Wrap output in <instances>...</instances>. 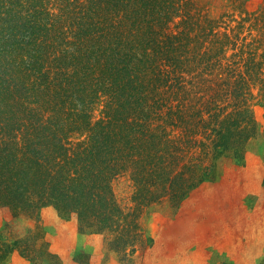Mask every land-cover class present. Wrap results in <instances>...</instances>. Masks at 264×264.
<instances>
[{"label": "trees", "instance_id": "obj_1", "mask_svg": "<svg viewBox=\"0 0 264 264\" xmlns=\"http://www.w3.org/2000/svg\"><path fill=\"white\" fill-rule=\"evenodd\" d=\"M257 104L264 0L241 20L198 0H0V209L51 207L133 256L146 206L244 159ZM126 173L131 210L113 186ZM39 237L0 238V264ZM46 246L34 261L57 259Z\"/></svg>", "mask_w": 264, "mask_h": 264}, {"label": "rangeland", "instance_id": "obj_2", "mask_svg": "<svg viewBox=\"0 0 264 264\" xmlns=\"http://www.w3.org/2000/svg\"><path fill=\"white\" fill-rule=\"evenodd\" d=\"M198 2L213 16L227 11L239 20L263 4ZM254 109L259 132L244 159L220 160L213 177L178 204L164 200L146 206L133 256L111 248L107 235L82 232L76 218L62 217L51 207L39 218L14 217L0 209L1 240L40 236L36 245L30 244L29 256L16 249L2 264H264V107L257 104ZM113 186L120 204L131 210L135 183L130 174L118 176ZM47 242L57 259L34 261L46 257L42 252Z\"/></svg>", "mask_w": 264, "mask_h": 264}]
</instances>
